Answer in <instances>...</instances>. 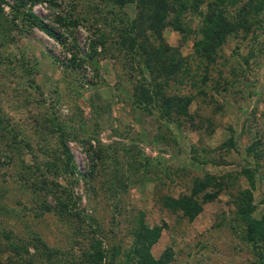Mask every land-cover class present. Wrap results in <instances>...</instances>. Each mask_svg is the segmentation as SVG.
Wrapping results in <instances>:
<instances>
[{
    "label": "rangeland",
    "instance_id": "obj_1",
    "mask_svg": "<svg viewBox=\"0 0 264 264\" xmlns=\"http://www.w3.org/2000/svg\"><path fill=\"white\" fill-rule=\"evenodd\" d=\"M129 1L0 0L1 261L131 264L144 222L163 226L158 264H264V0H171L162 36L189 71L165 92L192 97L172 122L139 99L150 69L123 41L139 11ZM211 3L238 22L213 60L194 46ZM195 180L208 186L189 220L163 200ZM248 206L262 230L252 241Z\"/></svg>",
    "mask_w": 264,
    "mask_h": 264
},
{
    "label": "trees",
    "instance_id": "obj_2",
    "mask_svg": "<svg viewBox=\"0 0 264 264\" xmlns=\"http://www.w3.org/2000/svg\"><path fill=\"white\" fill-rule=\"evenodd\" d=\"M46 0H19L23 6L27 4L34 6L36 4L45 2ZM119 5H125L129 0H114ZM217 3V1H215ZM183 5V4H181ZM261 5H257L259 9ZM137 8L139 9L137 16L129 22L127 30L124 32V38L130 39L129 49L133 58L144 60L146 67L150 69V78L146 79L141 76L138 79L136 90L139 94V99L146 105L147 103L156 108L158 117L166 122H172L177 117L186 116L188 113V106L192 101L189 95L166 94L165 87L169 85V80H180L187 77L189 68L185 57H183L177 48L171 47L165 43L162 36V27L166 23V19L174 8L171 0H137ZM33 25H36L42 31L53 37L61 45L65 44V38L57 31L56 28L44 22L40 17L33 12H28L26 18ZM60 21V20H59ZM205 26L203 29V37L194 45L195 51L200 56L206 59L213 60V55L216 54L217 47L223 42L226 34L235 30L237 23L229 20L225 15L219 11L217 4L210 5L209 13L204 18ZM147 24V25H145ZM146 31H150L153 36L155 44L152 46L148 40ZM75 47V46H74ZM175 121V120H173ZM66 147V146H65ZM68 152V148L66 147ZM210 177V176H206ZM196 182L202 180H195ZM208 186L206 182L202 181L198 188H192L191 192L177 198L166 196L164 204L171 210H180L183 215L189 220L194 219L201 211L200 205L196 202V197L199 190H203ZM249 195V193L246 191ZM216 193H204L205 198L213 199ZM247 202L245 205H247ZM62 211H68L65 205H61ZM254 206H248L245 211L240 210V214L244 215L246 226L250 229V233L246 230V239L252 241L254 236L258 235L262 230L260 227V220L252 217ZM163 226L153 225L149 226L141 222L133 234L132 248H131V264H158L150 252L151 246L159 239ZM248 231V232H247ZM8 260V258H6ZM0 264H14L12 261Z\"/></svg>",
    "mask_w": 264,
    "mask_h": 264
}]
</instances>
